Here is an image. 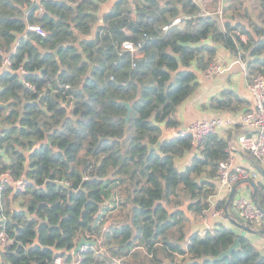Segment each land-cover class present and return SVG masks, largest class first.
I'll list each match as a JSON object with an SVG mask.
<instances>
[{"label": "trees", "instance_id": "trees-1", "mask_svg": "<svg viewBox=\"0 0 264 264\" xmlns=\"http://www.w3.org/2000/svg\"><path fill=\"white\" fill-rule=\"evenodd\" d=\"M107 1L0 0V68L6 58L11 62L0 70V104H9L0 106V172L28 181L23 192L8 185L0 196V227L12 240L3 258L8 264H56L58 258L64 264H264V252L223 223L190 235L181 209L196 221L206 217L219 164L242 129L226 137L210 133L199 145L178 135L154 148L158 124L178 128L177 109L196 91L198 72L215 63L219 46L239 54L238 41L255 58L248 71L264 74V0H234V17L248 27L207 14L195 0H119L92 36ZM33 25L46 36L29 30ZM124 27L130 38L121 34ZM126 40L143 45L146 56L135 61L123 49ZM210 107L248 109L229 90ZM195 149L199 154L180 170L176 160ZM111 187L112 204L105 195ZM252 197L264 212V184ZM224 216L257 231L231 203ZM82 236L96 245L75 254ZM237 238L239 248L229 256L204 260Z\"/></svg>", "mask_w": 264, "mask_h": 264}, {"label": "crops", "instance_id": "crops-1", "mask_svg": "<svg viewBox=\"0 0 264 264\" xmlns=\"http://www.w3.org/2000/svg\"><path fill=\"white\" fill-rule=\"evenodd\" d=\"M118 1L119 0H109L106 3L101 4L100 11L98 12L99 21L93 27L92 36H95L99 27L103 26L104 15L108 13ZM136 1H140V0H130L132 4H134V2ZM195 1L209 15L218 13L226 21L228 20L232 24L238 22L241 23V25L248 27L249 22L246 21V19L242 20V19H237V17H234V11L232 9H236L238 7V5H236V2L234 0H195ZM246 4L248 5V7L252 8V4H253L252 2L247 1ZM38 14L39 16H41L43 14L42 10H40ZM234 19H237V21H235ZM236 47L241 49V52L239 54L237 53L235 54L234 52L230 51L229 49L223 46H219L217 48L215 63L221 65L223 70L219 75L215 76L213 79L208 78L204 74L205 72H200V71L198 72V86L196 88V91L187 101L181 104L177 109L175 115L179 122L177 131L197 120H210L213 118L220 117L223 119H232L238 121L239 117L245 112L234 113L228 111L215 110L210 107L211 100L214 97H218L221 94H223L225 90L232 91L236 96L240 97V100L244 101V103L248 107L247 111L253 107L254 99L247 90V83L252 75L248 71L247 64L249 61L252 60L254 61L255 58L250 56L248 52L245 53L244 47L238 41H236ZM243 55H246V57H243ZM259 58H263V56H259ZM251 72L253 73V71ZM235 127L237 126L226 127L220 130L218 133L226 137L227 135H229L228 133L230 131L235 132ZM232 146L234 149L231 152V156L234 159V164L240 167L248 168L251 171H256L259 174L258 179L255 181L256 185L264 184V161L255 162L245 151L238 149L234 145ZM197 154H199V151L195 149L187 153L184 157L177 159L176 160L177 167L180 170H183L190 164V162L193 160V157ZM216 184H217V193L212 199L213 206L211 210L206 214V217L203 220L197 222L207 224V226L209 227L208 230L217 229L218 228L217 225L219 223H223L233 230L242 232L258 247V249L264 252V235L259 234L258 231L256 232L245 231L247 230L246 227H240V225L237 226L235 224H232L230 220L222 218L217 214L218 204L225 199L228 200L231 190L227 186H223L219 183ZM243 185H244V190L246 192H250V195H252V193L256 191V189L252 186L251 182L243 183ZM233 203L234 201H232L231 203L233 212L236 214ZM186 211L188 210L186 209ZM242 228L243 231H241ZM201 233H205V231H201L200 235ZM189 234L190 235L192 234L191 222H190Z\"/></svg>", "mask_w": 264, "mask_h": 264}, {"label": "built area", "instance_id": "built-area-1", "mask_svg": "<svg viewBox=\"0 0 264 264\" xmlns=\"http://www.w3.org/2000/svg\"><path fill=\"white\" fill-rule=\"evenodd\" d=\"M179 21V20H178ZM177 21V22H178ZM168 27H164L166 31ZM29 30L36 32L42 37L46 36L45 30L40 25L29 26ZM121 34L126 38H130L132 31L128 27L121 29ZM241 41L243 44H248V36L241 35ZM123 49L132 54L135 61L143 59L146 56V50L143 45L135 46L131 41L126 40L123 43ZM11 62L9 58H6L0 68L2 71L5 68L10 67ZM222 66L217 63H212L205 71V75L213 79L215 76L222 72ZM24 72V71H23ZM26 86L32 87L30 83L26 82ZM247 90L254 99L253 107L243 113L238 121L232 119L213 118L210 120H197L189 125L177 129H172L178 135H191L195 145H199L203 138L210 133H217L226 127L239 126L242 130L245 128L261 129L260 132H242L238 134L236 141L239 147L245 151L255 162L264 161V74L257 73L250 78L247 83ZM233 146L229 149V159L222 161L218 168V183L229 187L232 190L236 188L234 195V210L243 221L250 223L257 231L262 230L264 225V212L253 199L250 192L244 190L243 183L255 182L259 174L256 171H251L248 168L240 167L234 164V159L231 156ZM28 181L26 178H20L18 180L13 179V175L10 170L0 172V196L5 188L10 185L13 187L14 193H21L27 187ZM217 214L225 218L226 210L220 209ZM204 233H201L203 235ZM12 243V240L7 231L0 227V264H6L2 253ZM119 263V262H118ZM56 264H64L62 258L56 260ZM72 264H80V260L73 262Z\"/></svg>", "mask_w": 264, "mask_h": 264}, {"label": "water", "instance_id": "water-1", "mask_svg": "<svg viewBox=\"0 0 264 264\" xmlns=\"http://www.w3.org/2000/svg\"><path fill=\"white\" fill-rule=\"evenodd\" d=\"M127 107H128V116H127V120H129L130 115H131V107L129 103H126ZM0 106L2 107H6L8 108L9 104L8 103H1ZM161 129H162V134L159 138L158 143L154 146V148H159L161 146L162 143H164L165 141H169V140H173L177 137V133L174 130H168L165 126L164 123L158 124ZM243 132H260L262 131L261 129H256V128H245L242 130ZM238 136V133H235L232 138H231V142L232 145H234L235 147H237L238 149L242 150L237 141L236 138ZM252 186L256 189V183L255 182H251ZM236 193V188L234 187L231 190V193L229 195V198L227 200V204H226V212L228 213V206L230 203H232L234 195ZM182 210H186L187 207H183L181 208ZM190 221H191V232H192V236L193 235H199L201 231H207L209 229V227L207 226V224L205 223H201V222H197L196 219L193 217V215H189L188 216ZM250 229L247 228V230L245 231H249ZM259 234L264 235V230H259L258 231ZM91 245H96V241L94 240H88L85 237H81L80 240L77 241V245L76 248L74 250L75 254H78L80 252V250L84 247V246H91ZM240 245V241L239 238H237L234 242V244L227 250L222 252L218 257H209V258H205L204 260H222L223 258L229 256L235 249H238ZM4 261L6 262V260L4 259ZM6 264H8L6 262Z\"/></svg>", "mask_w": 264, "mask_h": 264}, {"label": "rangeland", "instance_id": "rangeland-1", "mask_svg": "<svg viewBox=\"0 0 264 264\" xmlns=\"http://www.w3.org/2000/svg\"><path fill=\"white\" fill-rule=\"evenodd\" d=\"M105 195H106V199L109 201V203H111V201H113V199L115 200V192L112 190V187L106 190ZM185 212H186L187 216L192 215L190 212H188L186 210H185Z\"/></svg>", "mask_w": 264, "mask_h": 264}]
</instances>
